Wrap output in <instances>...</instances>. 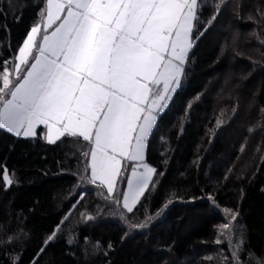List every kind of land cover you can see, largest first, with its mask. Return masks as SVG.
Masks as SVG:
<instances>
[{
	"label": "trees",
	"instance_id": "16d2710c",
	"mask_svg": "<svg viewBox=\"0 0 264 264\" xmlns=\"http://www.w3.org/2000/svg\"><path fill=\"white\" fill-rule=\"evenodd\" d=\"M219 2L200 9L182 84L149 137L155 184L132 214L83 179L82 138L50 144L42 126L28 138L0 129V264H233L218 228L225 208L239 212L241 264L264 257V0H225L209 24ZM44 7L0 0V72Z\"/></svg>",
	"mask_w": 264,
	"mask_h": 264
},
{
	"label": "snow or ice",
	"instance_id": "6c2138e0",
	"mask_svg": "<svg viewBox=\"0 0 264 264\" xmlns=\"http://www.w3.org/2000/svg\"><path fill=\"white\" fill-rule=\"evenodd\" d=\"M203 3L45 0L40 21L27 32L15 62L9 67L5 61L0 72V129L28 138L43 126L50 144L62 137L82 138L90 146L83 153L90 175L83 179L106 190L101 193L106 201L132 214L155 184L157 169L146 162L149 137L186 73ZM224 3L216 4L209 24ZM3 181L14 183L6 167ZM224 212L228 218L218 226L219 234L232 248L233 264H241L242 241L233 243L239 212ZM254 264H264V257L254 258Z\"/></svg>",
	"mask_w": 264,
	"mask_h": 264
},
{
	"label": "rangeland",
	"instance_id": "374dc122",
	"mask_svg": "<svg viewBox=\"0 0 264 264\" xmlns=\"http://www.w3.org/2000/svg\"><path fill=\"white\" fill-rule=\"evenodd\" d=\"M181 84H182V82H181ZM181 84H180V86H181ZM179 86V87H180ZM179 87L177 88V90L179 89ZM176 90V91H177ZM176 93V92H175ZM174 93V94H175ZM173 94V95H174ZM172 95V96H173ZM172 98V97H171ZM171 100V99H170ZM43 127V126H42ZM44 130H45V128H44ZM45 136H46V133H45V131H44V138H45ZM23 137V136H22ZM46 139V138H45ZM146 153H147V151H146ZM146 162L150 165V166H152V167H154L152 164H150L148 161H147V159H146ZM234 232H235V243H239L240 242V237H243V234H242V231H241V229L239 228V227H236L235 229H234Z\"/></svg>",
	"mask_w": 264,
	"mask_h": 264
},
{
	"label": "crops",
	"instance_id": "0c3cea01",
	"mask_svg": "<svg viewBox=\"0 0 264 264\" xmlns=\"http://www.w3.org/2000/svg\"><path fill=\"white\" fill-rule=\"evenodd\" d=\"M46 133H47V130H46Z\"/></svg>",
	"mask_w": 264,
	"mask_h": 264
}]
</instances>
